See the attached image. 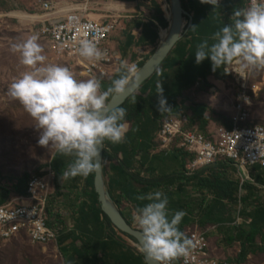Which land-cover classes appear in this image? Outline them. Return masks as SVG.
<instances>
[{
    "label": "crops",
    "instance_id": "obj_1",
    "mask_svg": "<svg viewBox=\"0 0 264 264\" xmlns=\"http://www.w3.org/2000/svg\"><path fill=\"white\" fill-rule=\"evenodd\" d=\"M153 3L158 4L166 19L159 0H113L106 4L103 14L90 13L96 16L95 21L116 20V30L111 40V47L117 54L116 65L126 62L137 67L155 53L162 39L161 33L166 29L161 28L155 20ZM185 3V11L189 15L186 24L189 27L172 56L178 64L155 74L156 88L157 84L162 85L167 104L174 101L172 107L159 111L156 102L150 99L152 88L149 86L143 92H137L147 112L134 122L126 123L128 131L123 142L112 144L107 141V158L104 162L106 184L119 210L136 228L132 211L147 203L138 200L137 196L162 191L169 199V209L186 213L179 225L180 230L186 236L196 230L206 233L210 255L232 264L242 250V231L246 234L248 227L257 226L259 232L255 245H245L248 256L241 263L244 264L255 254L264 253V170L249 169V179H246L233 163L225 162L223 167L220 166V173L239 183L241 198L256 200L255 209L243 208L239 211L242 218L237 224L233 205L227 201L218 202L212 192L201 190L197 174L188 175L185 172L186 157L180 152L159 149L156 135L161 122L167 118L186 115L188 119H194L195 127L200 128L202 123L207 131L214 126H224L223 123L209 120V108L223 118L230 114L233 116L230 106L217 101L212 92L221 91L228 75L224 71L230 65L213 72L208 59L199 65L195 63L194 52L203 39L210 37L224 23H230L232 12L243 9L245 0H219L215 7L202 4L200 0H185ZM109 5L112 7L107 9ZM192 79L195 83L188 86ZM202 86L207 92H201ZM171 95L175 98L173 101ZM218 96L221 97L220 94ZM193 105L205 106L206 110L193 109ZM213 167L215 165L209 167L204 176ZM50 168L55 173L50 214L52 224L60 234L58 240L51 244L55 255H59L64 264H145L139 256L137 244L110 228L102 216L98 217L94 193L87 185V178L76 181L72 178L61 179L56 175L53 163ZM247 184L252 185L253 190Z\"/></svg>",
    "mask_w": 264,
    "mask_h": 264
},
{
    "label": "clouds",
    "instance_id": "obj_2",
    "mask_svg": "<svg viewBox=\"0 0 264 264\" xmlns=\"http://www.w3.org/2000/svg\"><path fill=\"white\" fill-rule=\"evenodd\" d=\"M200 3L215 7L219 0H200ZM229 19L230 23H224L196 46L195 63L199 65L208 59L213 72L235 65L233 72L245 77L244 69L264 67V0H250L247 8L235 9ZM36 41L32 36L14 46L22 65L41 66L22 72L9 85L8 94L35 121L37 143L54 146L61 155L71 157L61 179L86 178L101 170L104 141L117 144L124 140L128 131L123 123L125 109L110 107L106 100L110 94L127 91L129 78H139L137 67L121 62L117 78L101 91V83L95 78L78 80L66 66L43 65L45 57ZM78 52L89 61L106 58L95 38L80 39ZM157 88L158 108L163 111L168 108L167 100L162 85L157 84ZM137 199L147 201L132 211L140 236L138 250L146 264H173L181 257L186 259L196 243L179 228L186 213L169 209L167 195L159 190L138 195Z\"/></svg>",
    "mask_w": 264,
    "mask_h": 264
},
{
    "label": "built area",
    "instance_id": "obj_3",
    "mask_svg": "<svg viewBox=\"0 0 264 264\" xmlns=\"http://www.w3.org/2000/svg\"><path fill=\"white\" fill-rule=\"evenodd\" d=\"M89 2H42V14H35L37 18L34 19L39 27L37 34L49 41L57 54L75 62L85 76L107 79L117 61L116 51L111 47L116 20L100 22L90 19ZM249 4L250 0H245L243 8ZM82 38H95L97 46L106 52V58L89 61L80 57L78 47ZM234 67L230 65L226 69L237 88L230 129L214 126L201 132L198 127L190 126L186 115L164 119L160 124L156 135L159 149L182 153L186 157L185 172L188 175L221 162L233 163L246 179H249V169L257 167L264 170V126L246 125L252 106L251 93H254L249 85L252 67L244 69L245 77L233 72ZM54 180L55 173L51 168L32 174L26 196L9 193L8 199L0 203V243L28 239L34 245H51L58 240L60 234L53 226L50 214ZM187 237L194 238L195 247L186 259L181 257L173 264H232L210 255L206 233L196 230L189 232Z\"/></svg>",
    "mask_w": 264,
    "mask_h": 264
},
{
    "label": "rangeland",
    "instance_id": "obj_4",
    "mask_svg": "<svg viewBox=\"0 0 264 264\" xmlns=\"http://www.w3.org/2000/svg\"><path fill=\"white\" fill-rule=\"evenodd\" d=\"M44 1L57 4L69 3L73 0H0V198L9 197V193L16 195V186L25 175L31 176L49 170L57 153L54 146H40L37 143L39 133L35 129V121L24 110L23 106L8 94L9 85L22 72L33 71L41 66L37 64L30 68L22 65L20 54L18 51H14V46L22 44L29 37L35 36L36 42L41 47V54L45 57L43 65L66 66L76 79H90L83 74L75 62L57 54L49 41L38 36L39 27L35 20L31 21L14 15V12L40 15L42 14L40 13V6ZM110 2L113 0H90V13L103 14L106 4ZM159 2L163 7L167 6L170 10L169 0H159ZM140 64L137 65V70L142 67ZM118 68L119 65H116L109 78L97 80L100 83L110 82L116 77ZM249 85L254 93H251L252 106L246 125L264 126V67L254 66L251 68ZM201 89V92H207L204 86ZM212 92L216 100L221 103L226 102L233 113L237 88L232 77L227 75L221 91L214 90ZM219 94L221 97L218 96ZM106 103H108L107 100ZM208 112L209 120L212 123L225 122L222 115L213 111L212 108H209ZM231 115H228L226 120L232 124ZM241 199L239 194V202L233 205L234 221H237V224L242 218L239 216L241 209H255L257 207L255 199L247 204L241 203ZM243 220L246 221V219ZM51 246L34 245L28 239L0 243V264H64L62 258L55 255ZM263 260L264 253L259 252L250 257L244 264H264Z\"/></svg>",
    "mask_w": 264,
    "mask_h": 264
},
{
    "label": "trees",
    "instance_id": "obj_5",
    "mask_svg": "<svg viewBox=\"0 0 264 264\" xmlns=\"http://www.w3.org/2000/svg\"><path fill=\"white\" fill-rule=\"evenodd\" d=\"M138 1V0H137ZM182 1V6L184 9H186V3L185 0H181ZM141 8V5H140ZM152 10L154 12V16H155V20L159 23L160 27L163 29H167L168 28V22L166 21L165 17H164V13L161 10V8L158 6V4L153 3V7ZM178 49V46L175 47L173 53L170 54V56L164 61V63L162 64V66L160 67V69L158 70L159 72L168 67V66H175V64L177 62V60H173V55L174 52ZM176 53V52H175ZM148 60V59H147ZM145 60L141 66H143L145 64V62L147 61ZM157 74V73H156ZM117 78V75L116 77ZM155 78L156 75L149 80L146 84L143 85V87L140 89V92L144 91V89L146 87L149 86V88H152V92L150 93V99L154 102H156V108H158V88H156V83H155ZM112 81V80H111ZM110 82H103L101 83V91L106 90L110 84ZM195 83V80L192 79L190 80V83L188 84V86H191ZM189 88V87H188ZM115 93L110 94L107 98V101L109 102L111 100V98L113 97ZM165 97V95H163ZM171 100L173 101L175 98L171 95ZM174 102V101H173ZM173 102H171L168 105V108L172 107ZM125 109L126 115L124 117V121L123 123H132L136 120V118L140 115H142L143 113H146L147 110L144 107L143 103H141V100L139 99V97L137 95H134L123 107ZM193 109H202V111L206 110L205 106H197V105H193L192 106ZM203 119V118H201ZM223 120L225 122H223L222 125H224L226 128H231L232 124L230 121L226 120V118H223ZM189 122H190V126H194V119L193 118H189ZM199 130L201 132H206L205 130V126L202 125L199 128ZM107 144V140H105V146ZM183 155V154H182ZM107 158V153L105 151V159ZM71 161V157L68 156H63L60 153H57V155L55 156L54 162H53V168L56 172V175L59 177H61V172L62 170L67 168L68 163ZM225 162H221L215 165V167H213L208 173V175L204 176V172L207 171L208 168L197 171L194 174L196 175V178L199 181V188L201 190H209L210 192H212V195L215 197V199H217L218 202L220 201H227L229 203H231L232 205L237 204L238 198H239V183L235 182L234 180L229 179V177H226L224 174L219 172V168L220 166L223 167V164ZM219 166V167H218ZM257 168V167H256ZM82 178L81 176H77L75 178H72L74 181H76L77 179ZM87 178V185L88 187H90L93 191V195H94V204L96 206V214H98V217L102 216L105 220V222L109 225L110 228H112L113 230H115L114 226L112 225V223L110 222L109 218L105 215V213L102 211L100 202H99V196L95 191L94 188V180H95V173L94 174H90ZM30 179V175H25L19 182L18 185L16 186V192L18 195L20 196H26L27 195V185ZM256 179V178H255ZM257 180H259V178H257ZM142 182V181H140ZM246 186H248L251 190H253V186L250 184H247ZM6 199H8V196H4L3 198H0V203H4L6 201ZM250 201L249 197L246 198H242L240 200L241 203H248ZM264 220V219H263ZM130 224H132L131 222H129ZM264 224V221L263 223ZM248 231L246 232V234L242 231V236H243V243H242V250L241 253L238 256V259L236 260L235 263L233 264H241L242 262H244L248 256V252L245 248L246 243H248L251 246L255 245V237L259 232V228L257 226H250L248 227ZM126 236V235H125ZM128 237V236H126ZM129 239H131L132 241H135L133 238L128 237ZM137 243V242H136ZM139 253V252H138ZM139 256L141 257L142 261L146 264V259L145 257L139 253Z\"/></svg>",
    "mask_w": 264,
    "mask_h": 264
},
{
    "label": "water",
    "instance_id": "obj_6",
    "mask_svg": "<svg viewBox=\"0 0 264 264\" xmlns=\"http://www.w3.org/2000/svg\"><path fill=\"white\" fill-rule=\"evenodd\" d=\"M170 4V18L166 17L168 22V35L165 39H161L159 46L155 53L145 62V64L138 70L139 78H134L129 81L130 87H128L125 93H115L111 100L107 103L110 107L121 108L123 107L137 92L151 80L158 69L162 66L164 61L170 56L176 45L181 41L188 30L186 19L189 18L188 13L182 6L181 0H169ZM104 151L101 155L102 165L101 170L95 173L94 187L99 196V202L102 211L109 218L110 222L116 230L123 235L133 238L138 246L140 236L139 230L134 227L126 217L119 210L115 201L113 200L111 193L106 184L104 162H105V141L103 144Z\"/></svg>",
    "mask_w": 264,
    "mask_h": 264
},
{
    "label": "bare ground",
    "instance_id": "obj_7",
    "mask_svg": "<svg viewBox=\"0 0 264 264\" xmlns=\"http://www.w3.org/2000/svg\"><path fill=\"white\" fill-rule=\"evenodd\" d=\"M116 6V5H115ZM112 6H107V9H110ZM117 7V6H116ZM114 9V8H113ZM163 9L165 10V13H166V17L167 18H170V10H168V7L167 6H164L163 7ZM120 10V9H119ZM14 15H17V16H19V17H22V18H25V19H27V20H34V19H36L37 18V16H35V15H29V14H26V13H23V12H14ZM89 17H90V19H95V15L94 14H92V15H89ZM167 35H168V31L167 30H164L162 33H161V38L162 39H165L166 37H167ZM133 79V77H130L129 78V81H131ZM128 87H130V84H129V86Z\"/></svg>",
    "mask_w": 264,
    "mask_h": 264
}]
</instances>
